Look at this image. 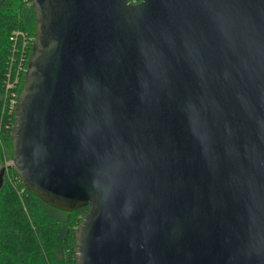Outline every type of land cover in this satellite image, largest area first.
I'll list each match as a JSON object with an SVG mask.
<instances>
[{
	"label": "water",
	"instance_id": "obj_1",
	"mask_svg": "<svg viewBox=\"0 0 264 264\" xmlns=\"http://www.w3.org/2000/svg\"><path fill=\"white\" fill-rule=\"evenodd\" d=\"M29 1L11 163L75 264H264V0Z\"/></svg>",
	"mask_w": 264,
	"mask_h": 264
},
{
	"label": "trees",
	"instance_id": "obj_2",
	"mask_svg": "<svg viewBox=\"0 0 264 264\" xmlns=\"http://www.w3.org/2000/svg\"><path fill=\"white\" fill-rule=\"evenodd\" d=\"M33 28L29 0H0V168L12 158L13 102L27 68ZM1 176L0 264H75V229L89 205L71 211L48 205L25 188L12 164Z\"/></svg>",
	"mask_w": 264,
	"mask_h": 264
},
{
	"label": "rangeland",
	"instance_id": "obj_3",
	"mask_svg": "<svg viewBox=\"0 0 264 264\" xmlns=\"http://www.w3.org/2000/svg\"><path fill=\"white\" fill-rule=\"evenodd\" d=\"M11 161H12V158H5L3 162V167L7 168L8 166H11L12 164Z\"/></svg>",
	"mask_w": 264,
	"mask_h": 264
},
{
	"label": "built area",
	"instance_id": "obj_4",
	"mask_svg": "<svg viewBox=\"0 0 264 264\" xmlns=\"http://www.w3.org/2000/svg\"><path fill=\"white\" fill-rule=\"evenodd\" d=\"M13 103H15V100H14V102Z\"/></svg>",
	"mask_w": 264,
	"mask_h": 264
}]
</instances>
